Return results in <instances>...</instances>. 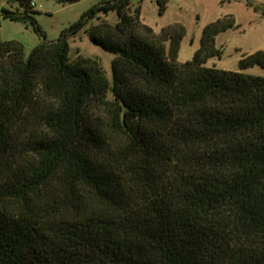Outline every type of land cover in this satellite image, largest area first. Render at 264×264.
Listing matches in <instances>:
<instances>
[{
  "label": "trees",
  "instance_id": "1",
  "mask_svg": "<svg viewBox=\"0 0 264 264\" xmlns=\"http://www.w3.org/2000/svg\"><path fill=\"white\" fill-rule=\"evenodd\" d=\"M130 4L88 28L112 80L67 30L29 55L0 34V264H264V75L245 72L264 49L206 65L228 14L182 62L185 25L158 33Z\"/></svg>",
  "mask_w": 264,
  "mask_h": 264
},
{
  "label": "rangeland",
  "instance_id": "2",
  "mask_svg": "<svg viewBox=\"0 0 264 264\" xmlns=\"http://www.w3.org/2000/svg\"><path fill=\"white\" fill-rule=\"evenodd\" d=\"M109 1L76 0L64 3L61 0H26L21 3L17 0H0V34L3 40L21 41L26 55H29L37 45L58 40L67 30L71 59L79 56L98 58L112 80V63L117 53L95 43L88 30L102 21L118 22L116 9L99 7ZM164 1L166 8L161 11ZM138 6L141 7L140 19L158 33L174 23L185 25L186 35L179 53L182 62L192 59L200 47L204 27L228 14H233L237 23L217 35L216 47L220 54L210 57L206 65L237 70L244 54L264 49V0H131L127 11L133 15ZM6 10L28 13L31 17L26 20L11 19L4 16ZM86 12H90L86 25L73 33L71 25ZM245 72L264 75V67L255 65L245 69Z\"/></svg>",
  "mask_w": 264,
  "mask_h": 264
},
{
  "label": "crops",
  "instance_id": "3",
  "mask_svg": "<svg viewBox=\"0 0 264 264\" xmlns=\"http://www.w3.org/2000/svg\"><path fill=\"white\" fill-rule=\"evenodd\" d=\"M218 36L216 37V40H217Z\"/></svg>",
  "mask_w": 264,
  "mask_h": 264
}]
</instances>
